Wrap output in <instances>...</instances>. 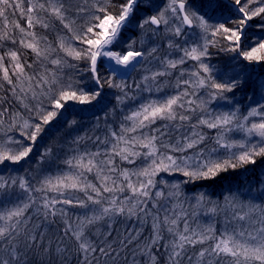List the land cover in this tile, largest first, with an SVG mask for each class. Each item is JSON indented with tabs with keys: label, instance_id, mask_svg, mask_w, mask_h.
Instances as JSON below:
<instances>
[{
	"label": "snow or ice",
	"instance_id": "6c2138e0",
	"mask_svg": "<svg viewBox=\"0 0 264 264\" xmlns=\"http://www.w3.org/2000/svg\"><path fill=\"white\" fill-rule=\"evenodd\" d=\"M262 68L264 0H0V264H264Z\"/></svg>",
	"mask_w": 264,
	"mask_h": 264
},
{
	"label": "trees",
	"instance_id": "16d2710c",
	"mask_svg": "<svg viewBox=\"0 0 264 264\" xmlns=\"http://www.w3.org/2000/svg\"><path fill=\"white\" fill-rule=\"evenodd\" d=\"M149 47H151V45H149ZM212 51H213V53H215V49H213ZM226 61H227V56L225 54L214 55L213 58H212V63H214V64H224ZM258 71L260 72L261 75H264V68L258 69ZM134 78L136 80H138V76H136V77H131V76L128 77L127 78L128 79V83L131 84V82H132V80ZM118 79H123V78H118ZM244 90L245 91L241 92L242 95H239V93H240L239 91L235 92L236 96L239 95V99H238L239 102H243L246 99H248L247 98V93H249L251 91V87L250 86L246 87ZM4 95H5V92L2 89H0V98H2ZM112 99H113V102H115L114 101V97ZM111 107H112V105L109 106V108H111ZM67 112H68L67 114L70 117V119H72L74 117V115H75L76 119L82 121V127L80 128V134H83L85 132V130H89L88 134L92 135V131L91 130L93 129L94 124H95V122L93 120H95L96 116H99L100 117V130L95 132V136H100L101 139H103V137H104V124H105L104 113L95 112V115H93V111H92V115H91V117L89 119L81 118L80 117L81 116V112L78 110V108H76V105H70ZM85 120L91 121V122H86ZM75 134L76 133H73V135H75ZM95 136H93V139L95 138ZM263 173H264V166L258 165L255 170H251L250 169L246 173L243 172V171H238L236 175L230 177V180H231L233 186H235L236 183L239 181L244 188H247L248 185H249V182L252 181L253 182L252 183V188L256 189V187L254 185L255 181L260 179V178H262ZM227 183L228 182L225 181L219 187H217L215 189L209 188V189H207V191L210 192L209 194L213 197V199H216V194H219L221 191H227ZM130 225L131 224H127L125 226V228H130ZM118 230L120 231V228ZM73 264H75L74 261H73ZM161 264H163V261H161Z\"/></svg>",
	"mask_w": 264,
	"mask_h": 264
},
{
	"label": "rangeland",
	"instance_id": "374dc122",
	"mask_svg": "<svg viewBox=\"0 0 264 264\" xmlns=\"http://www.w3.org/2000/svg\"><path fill=\"white\" fill-rule=\"evenodd\" d=\"M159 2V1H158ZM162 6V5H161ZM10 19H14L13 17H9ZM164 43V46L166 47V41H164L163 42ZM191 63L192 62H189L188 63V67H191ZM151 67V66H150ZM152 70L153 71H155V70H157L155 67H152ZM179 74V71L177 70V75ZM185 78H187V77H185ZM171 82L172 83H175V81H176V76H172L171 78ZM138 80H139V77H138ZM162 82H165L164 80H162ZM106 91H108L107 89H106ZM243 91H245V90H243ZM240 93H239V95H242L241 94V92L242 91H239ZM251 94V91L249 92V93H247V98H249V95ZM239 95L238 96H236V94H235V99L237 100V101H239L238 99H239ZM145 96H147V94H145ZM204 98H206V96L204 97ZM246 101H248V99H246L245 101H243V102H240V105H241V107H243L244 106V104H245V102ZM228 104V102L227 101H213L211 104H210V107L211 108H213L214 110H217V111H228L229 110V108L226 106ZM111 104H109V106H110ZM77 107L76 108H78V110L81 112V118H87V119H89L90 117H91V115H92V109H89L87 106H81V105H76ZM235 105H233V107H234ZM81 109H83L82 111H81ZM117 111L119 112V109H117ZM244 111H245V113H246V111H247V109L246 108H244ZM68 113V112H67ZM66 113V115H67V118L68 119H70V117L68 116V114ZM120 115H123V113H120ZM93 117V116H92ZM115 119V121H116V124H115V126L118 128V126H119V117H109V119H108V123H110V124H112L113 123V120ZM86 122H91V121H87V120H85ZM94 122H95V120H93ZM104 121V120H103ZM157 126H159V125H157ZM236 139H239L240 137H239V135H237L236 137H235ZM29 167V165H24V168H28ZM24 168H21L20 169V173L22 174L23 172H24ZM5 171H7V170H5ZM262 178H264V173H263V175H262ZM175 179H179V177L177 176V177H175ZM255 185V187H256V189H259L260 187H261V185H259V184H257V183H255L254 184ZM187 191L191 194V193H193V192H195V191H197V189H193V188H191V186H189V188L187 189ZM209 192V191H208ZM210 193V192H209ZM253 194H256L255 192L253 193ZM213 198V197H212ZM169 207H171V205H169ZM75 211H73V212H71L70 213V215L72 216V218L73 219H75ZM189 220H190V224H191V227H193V228H195V227H197V225H200V226H203V227H206V226H208L210 223L211 224H215V226L216 227H218V228H221L222 227V224H223V217L221 216V217H214V218H208V217H206L204 214H203V212H200L199 214H198V217L197 218H192V217H189ZM127 224H123V223H119V224H117V229H119L120 228V232L121 233H123L124 232V228H125V226H126ZM59 227L60 228H63V224L61 223L60 225H59ZM133 227V224H131L130 225V228H132ZM183 227V225L181 224V228ZM144 235L145 236H147L148 235V232H145L144 233ZM196 251H199V248L197 247V249H196ZM193 253L192 252H190L189 253V255H192ZM185 264H187V260H185Z\"/></svg>",
	"mask_w": 264,
	"mask_h": 264
}]
</instances>
